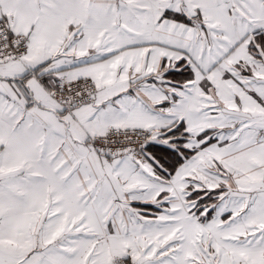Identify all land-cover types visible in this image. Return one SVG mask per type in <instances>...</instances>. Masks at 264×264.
Wrapping results in <instances>:
<instances>
[{
  "label": "snow or ice",
  "instance_id": "1",
  "mask_svg": "<svg viewBox=\"0 0 264 264\" xmlns=\"http://www.w3.org/2000/svg\"><path fill=\"white\" fill-rule=\"evenodd\" d=\"M0 264H264V0H0Z\"/></svg>",
  "mask_w": 264,
  "mask_h": 264
}]
</instances>
